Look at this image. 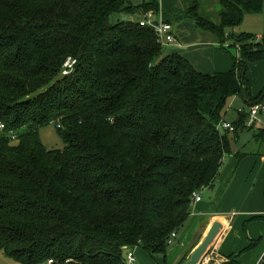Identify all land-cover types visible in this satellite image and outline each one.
<instances>
[{
    "label": "trees",
    "instance_id": "trees-1",
    "mask_svg": "<svg viewBox=\"0 0 264 264\" xmlns=\"http://www.w3.org/2000/svg\"><path fill=\"white\" fill-rule=\"evenodd\" d=\"M219 2V22L199 0L189 11L218 35L264 8ZM150 11L160 0H0V121L16 133L0 136V251L18 264H126L130 247L166 254L194 192L214 185L232 151L220 127L229 99L245 87V108L264 104L247 78L264 40L233 34L243 59L202 72L140 24ZM114 13L140 17L113 23ZM69 57L74 69L61 76ZM247 116L234 135L253 128ZM48 124L63 149L43 143ZM254 134L264 141V128Z\"/></svg>",
    "mask_w": 264,
    "mask_h": 264
},
{
    "label": "crops",
    "instance_id": "crops-1",
    "mask_svg": "<svg viewBox=\"0 0 264 264\" xmlns=\"http://www.w3.org/2000/svg\"><path fill=\"white\" fill-rule=\"evenodd\" d=\"M162 7L160 2L161 14H164ZM199 28L197 33L188 37L173 26L178 42L171 45V53L181 49L183 52L178 53L206 73L227 72L236 60L243 59L241 45L232 37L237 33L226 30L224 35H218ZM258 37L262 38L258 42L264 40L261 34ZM247 78L252 94L258 95L264 89V59L249 62ZM239 96L243 101L248 97L245 87ZM244 108L245 102L243 108H238L237 115L245 110L249 116L251 107ZM249 127L264 128V110ZM240 131L235 135L229 131L234 136L232 141H236L234 150L224 157L214 185L204 188L201 200L193 202L188 221L176 234L166 254H160L165 264H183L214 222H220L222 230L211 247V261L226 264L230 256L238 264H261L264 260V141H258L255 134L241 137L244 131ZM250 138H254L256 143L250 150H245ZM206 191L209 193L205 199ZM134 250L139 264H155V256L158 255H150L141 247ZM160 256L159 259L162 258Z\"/></svg>",
    "mask_w": 264,
    "mask_h": 264
},
{
    "label": "rangeland",
    "instance_id": "rangeland-1",
    "mask_svg": "<svg viewBox=\"0 0 264 264\" xmlns=\"http://www.w3.org/2000/svg\"><path fill=\"white\" fill-rule=\"evenodd\" d=\"M142 0H134L135 3H139ZM162 8L164 9V14L162 17L165 20L172 22L174 27H178L179 31L183 32L184 35L190 36L191 34L197 33L198 29H200L199 24L193 18L192 13H190V9L194 3V0H160ZM200 2V13L205 15L208 19L213 20L214 22L219 21L218 12L221 8V4L219 0H199ZM192 11V10H191ZM139 14H126V13H114L111 15V22H117L118 20H137L139 19ZM227 30L231 33H247L251 34L254 42L260 41L262 38H259L258 35L261 34V37H264V8L259 12H247L244 16V19L240 25L229 26ZM166 53H171V45L165 46ZM183 52L181 49L177 50V52ZM69 57L63 67V71L61 76L68 75V73H64L66 68H69L70 72L74 69L73 65L71 67H67L66 64ZM72 59V58H71ZM76 62L75 59H72ZM72 64V63H71ZM69 72V73H70ZM243 98L239 95L236 97H231L229 102L227 103L228 114L226 115V119L232 122L234 119L238 117L237 110L238 108H243ZM232 104V107L230 106ZM234 104V105H233ZM231 107V108H230ZM240 131V130H239ZM238 131V132H239ZM243 134H240L241 137L247 135H253L256 132V129L253 128H245L243 129ZM241 132V131H240ZM239 132V133H240ZM40 136L43 143L49 148L63 149L64 141L58 133L57 127L54 124L44 125L40 129ZM252 138V136H251ZM249 140L247 143L245 150H250L253 145L256 143L254 138ZM236 141L231 142V149L234 150V146ZM209 191L204 193L205 199L208 197ZM155 256L154 263L155 264H165L163 256L157 254ZM159 256L162 257L159 259ZM214 262L211 261L210 264ZM0 264H18V262L6 256L3 252L0 251ZM139 264V261H138Z\"/></svg>",
    "mask_w": 264,
    "mask_h": 264
},
{
    "label": "built area",
    "instance_id": "built-area-1",
    "mask_svg": "<svg viewBox=\"0 0 264 264\" xmlns=\"http://www.w3.org/2000/svg\"><path fill=\"white\" fill-rule=\"evenodd\" d=\"M156 21H157V24H155ZM140 24L142 26H147V27L152 28L155 32L156 39H157L158 43H160L164 47L178 42L177 37H176L174 30H173L172 23L168 20H165L162 17L161 10H160L158 15L152 11L147 12L140 19ZM73 63H75V61H73L70 58L66 64V66L71 67L73 65ZM70 70H69V68H66L64 70V73L65 74L69 73ZM263 110H264V104L263 103L253 104L249 110L247 126H252L259 119V114ZM220 127L227 129L231 132L235 130V126L228 121H222L220 123ZM2 135H10L12 139H14L16 137L15 131L14 130L8 131L6 124L3 121H0V136H2ZM201 191L194 192V194H193L194 202L201 200V198H202ZM175 237H176V233L173 232L171 234L170 239H169L170 244L173 243ZM126 251H127L126 255H125L126 264H138V260H137L134 248H131V247L126 248ZM210 255H211V253H209L208 257L206 259H204L202 264H210V262H211ZM48 263H52V260L50 259L48 261ZM218 264H224V263H218Z\"/></svg>",
    "mask_w": 264,
    "mask_h": 264
},
{
    "label": "water",
    "instance_id": "water-1",
    "mask_svg": "<svg viewBox=\"0 0 264 264\" xmlns=\"http://www.w3.org/2000/svg\"><path fill=\"white\" fill-rule=\"evenodd\" d=\"M157 24V21L155 22ZM222 230L220 222H214L203 240L193 249L189 258L183 264H202L211 251V247Z\"/></svg>",
    "mask_w": 264,
    "mask_h": 264
}]
</instances>
